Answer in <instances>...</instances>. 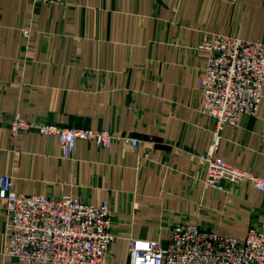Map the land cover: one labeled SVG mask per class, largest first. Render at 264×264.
Segmentation results:
<instances>
[{
  "label": "crops",
  "instance_id": "crops-1",
  "mask_svg": "<svg viewBox=\"0 0 264 264\" xmlns=\"http://www.w3.org/2000/svg\"><path fill=\"white\" fill-rule=\"evenodd\" d=\"M207 34L264 39V0H0V174L19 193L107 200L116 236L107 264H129L131 239L166 243L174 224L239 239L264 225V192L208 185L197 157L213 128L196 108ZM8 114L138 144L77 139L62 158L56 135L13 138ZM220 136L218 157L264 176V91L257 114ZM5 229L0 201V264H29L4 252Z\"/></svg>",
  "mask_w": 264,
  "mask_h": 264
},
{
  "label": "built area",
  "instance_id": "built-area-1",
  "mask_svg": "<svg viewBox=\"0 0 264 264\" xmlns=\"http://www.w3.org/2000/svg\"><path fill=\"white\" fill-rule=\"evenodd\" d=\"M30 1L49 4L56 0ZM21 31L23 37L30 34L28 28ZM198 46L207 56L199 77L201 94L196 108L213 122L210 146L197 154L205 182L221 188L222 180L232 184L246 181L264 192V176L232 167L216 155L223 126H237L242 116L257 114L264 91V39L207 34ZM5 118L15 139L29 130L58 136L62 158L71 157L77 139L94 141L101 147L119 138L138 144L136 138L109 130L61 127L18 114ZM0 201L8 236L6 254L29 264L108 263L116 236L107 200L92 204L69 194L19 193L13 190L12 176L0 174ZM129 264H264V225H250L239 239L197 224H174L166 243L131 239Z\"/></svg>",
  "mask_w": 264,
  "mask_h": 264
}]
</instances>
